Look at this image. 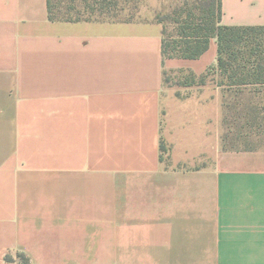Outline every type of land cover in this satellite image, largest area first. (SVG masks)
<instances>
[{"label": "crops", "instance_id": "1", "mask_svg": "<svg viewBox=\"0 0 264 264\" xmlns=\"http://www.w3.org/2000/svg\"><path fill=\"white\" fill-rule=\"evenodd\" d=\"M46 2L0 0V264H264V147L222 149L216 39L164 59L154 16L51 21ZM222 12L264 26V0ZM166 64L191 80L166 86Z\"/></svg>", "mask_w": 264, "mask_h": 264}, {"label": "trees", "instance_id": "2", "mask_svg": "<svg viewBox=\"0 0 264 264\" xmlns=\"http://www.w3.org/2000/svg\"><path fill=\"white\" fill-rule=\"evenodd\" d=\"M46 1L49 20L65 22L91 21L95 15L110 17L119 4V0H65L61 7L62 0ZM56 7L61 8L59 16L54 13ZM222 14V0H182L163 17L176 24L169 58L196 59L215 38V72L219 73L224 92L232 93L233 100L232 104L223 103V107L232 108L235 116L258 118L264 114V26L224 25ZM166 47L170 43L162 38L163 55Z\"/></svg>", "mask_w": 264, "mask_h": 264}, {"label": "rangeland", "instance_id": "3", "mask_svg": "<svg viewBox=\"0 0 264 264\" xmlns=\"http://www.w3.org/2000/svg\"><path fill=\"white\" fill-rule=\"evenodd\" d=\"M61 0H59L60 2ZM182 0H119L116 10L110 17L95 15L91 17V21H106V22H131L137 20H146L154 16L155 20H158L162 24L163 39L165 43H170V47H166L164 59H169L170 49L173 41V37L177 35L176 24L172 21L164 19L163 17L181 4ZM58 0H55L57 3ZM65 5V0L61 1V7ZM58 8L56 7L54 13L59 16ZM61 15V14H60ZM164 19V20H163ZM170 48V49H169ZM164 80L165 85H176L178 83L188 82L191 80V76L187 73H181L168 66H164ZM261 94H259L260 96ZM264 95V94H262ZM264 98V96H263ZM232 93L224 92L222 95V149L232 150L236 149H248L264 147V114L259 115L258 118H252L248 115L247 118L241 116H235V111L232 108H224L223 103L232 104ZM233 111V112H232ZM43 135V134H41ZM48 136L51 137V132H48ZM37 141H27L28 146L24 148H15L13 155H39V156H51L52 147L46 145L51 143V140L47 141L38 140V144H44L45 146H33ZM4 154V153H2ZM6 264H28L27 260H24L21 255L13 254L6 257Z\"/></svg>", "mask_w": 264, "mask_h": 264}]
</instances>
